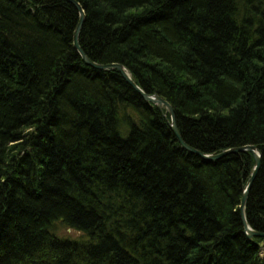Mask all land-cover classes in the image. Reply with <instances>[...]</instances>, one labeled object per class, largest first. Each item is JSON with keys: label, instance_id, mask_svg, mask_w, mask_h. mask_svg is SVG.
<instances>
[{"label": "trees", "instance_id": "trees-1", "mask_svg": "<svg viewBox=\"0 0 264 264\" xmlns=\"http://www.w3.org/2000/svg\"><path fill=\"white\" fill-rule=\"evenodd\" d=\"M75 1L86 56L168 102L188 146L259 150L246 219L264 233V0ZM79 19L0 0V264H264L239 213L253 155L184 150L118 71L84 63Z\"/></svg>", "mask_w": 264, "mask_h": 264}, {"label": "water", "instance_id": "water-1", "mask_svg": "<svg viewBox=\"0 0 264 264\" xmlns=\"http://www.w3.org/2000/svg\"><path fill=\"white\" fill-rule=\"evenodd\" d=\"M65 1L74 5L76 7V9L78 10V12L80 13L79 23H78L77 28L75 30L73 40H74V47L78 51L80 56L82 57L84 63L87 66L92 67V68L99 70V71H109V70L118 71L123 76V78L131 85V87L137 93L140 94V96L144 99L145 102H147L149 104H153L159 110H161L163 113H165V118L168 117V123L170 124V127H171L178 143L181 145V147L184 150H186L192 154H195V155L201 157L202 159H204L208 162H215V161L223 159L229 155H235V154L237 155V154L246 153V152L251 153L253 155L254 161H255V167H254L252 177L249 180V182L247 183V186L244 190V194H243V197L241 200L239 212H240L241 221H242V224L244 227L245 235L247 236V238L250 241L254 238H264V233L256 232L255 230H253L249 226L247 219H246V215H245V209H246V204L248 201L249 192H250L252 184L255 180V177H256V175H257V173L261 167L262 155L258 151V149L254 146H246V147L227 150V151L220 153V154H204V153H201V152L193 149L192 147L188 146L184 142V140L182 139L181 133H180L178 126H177L176 116H175L174 110L168 102L163 100L160 96L148 95V94L144 93V91H142L141 88L134 83V81L132 80V77L130 76V74L128 73V71L125 69L124 66L118 65V64L99 65L97 63L92 62L86 56V54L84 53V51L82 50V48L80 46V35H81V31H82L83 25H84L85 20H86L85 12H84L83 8L80 6V4L78 2H76L75 0H65Z\"/></svg>", "mask_w": 264, "mask_h": 264}, {"label": "rangeland", "instance_id": "rangeland-1", "mask_svg": "<svg viewBox=\"0 0 264 264\" xmlns=\"http://www.w3.org/2000/svg\"><path fill=\"white\" fill-rule=\"evenodd\" d=\"M57 232L62 237L77 238V237L81 236V234L76 233V232H73V231L67 229L66 227H61V226L59 227V229L57 230ZM255 239H257V238H254L251 241H254ZM260 256L264 260V242H263V245L261 246Z\"/></svg>", "mask_w": 264, "mask_h": 264}, {"label": "bare ground", "instance_id": "bare-ground-1", "mask_svg": "<svg viewBox=\"0 0 264 264\" xmlns=\"http://www.w3.org/2000/svg\"><path fill=\"white\" fill-rule=\"evenodd\" d=\"M161 111V110H160ZM164 116H165V113H164ZM166 119V121H168V117L167 118H165ZM194 149V148H193ZM196 150V149H195ZM259 151V150H258ZM200 152V151H199ZM225 152V151H224ZM190 153V152H189ZM223 153V152H222ZM190 154H192V153H190ZM220 154V153H219ZM193 155H195V154H193ZM197 156V155H196ZM201 158V157H200ZM206 161V160H205ZM246 206H247V204H246ZM240 213V212H239ZM245 215H246V209H245ZM247 237V236H246ZM248 239V238H247ZM258 239V238H257ZM259 239H264V238H259ZM263 245V243H261V246ZM260 246V247H261ZM261 257V256H260Z\"/></svg>", "mask_w": 264, "mask_h": 264}]
</instances>
